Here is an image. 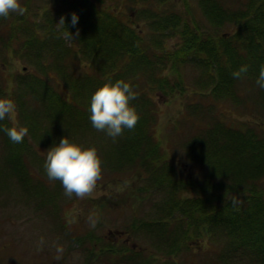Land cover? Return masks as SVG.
Returning a JSON list of instances; mask_svg holds the SVG:
<instances>
[{"label":"rangeland","instance_id":"1","mask_svg":"<svg viewBox=\"0 0 264 264\" xmlns=\"http://www.w3.org/2000/svg\"><path fill=\"white\" fill-rule=\"evenodd\" d=\"M73 1L22 0L24 14L0 16V95L14 96L17 126L28 127L23 170L13 167V163L17 166L16 157L10 159L14 141L0 130V264H259L255 249L237 247V234L225 232L208 218L212 205L242 198L245 192L239 191H246L249 182L242 185L237 172L233 175L219 167L218 162H224L221 157L222 161L209 160L199 139V133H207V128L221 121L223 127L252 133L257 145L264 144V88L248 72L226 84L234 95L216 94L214 81L220 75L214 65L234 60L227 56L223 61L208 52L211 46L225 49L231 44L240 54L235 60L243 56L244 62L257 64L251 45L244 47L234 40L243 29L240 23L248 25L242 12L252 13L250 4L256 0H94L99 8L121 14V20L141 34L145 53L149 47L156 52L154 67L128 66L124 79L138 93L130 102L137 103L149 136L138 148L141 155L132 160L118 153L128 141L125 130L114 138L88 119L90 90L77 97L79 107L75 108L82 117L76 119L73 108L65 119H56L32 89L36 76L72 96L70 83L50 56L52 38L42 41L39 37L51 26L48 21L62 23V15L73 9ZM215 3L223 10L219 21L208 13ZM160 14L172 17V23H165L167 19L163 21ZM180 14L205 49L198 45L196 54L187 55L189 61L174 68L157 53L180 47L185 31L181 30L185 23ZM254 14L249 23H256ZM173 23L180 24L175 29ZM13 25L14 33L10 30ZM33 33L36 36L29 41ZM10 38L11 45L7 44ZM76 56L78 64L61 63L65 70L74 68L76 76L87 70L101 78L103 73L94 67L97 60L92 62L87 53ZM210 59L215 60L212 67ZM163 77L167 78L164 83L160 82ZM64 135L99 150L103 173L96 194L68 196L59 180L48 178L44 167L47 148ZM258 180L250 181L264 190V178L261 184ZM233 184L237 193L225 190ZM177 202L182 209L191 208V215L176 209ZM68 210L77 217L72 223L67 222ZM148 221L154 230L147 229ZM109 230L123 231L124 236L111 235ZM110 235L116 240L114 246Z\"/></svg>","mask_w":264,"mask_h":264},{"label":"trees","instance_id":"2","mask_svg":"<svg viewBox=\"0 0 264 264\" xmlns=\"http://www.w3.org/2000/svg\"><path fill=\"white\" fill-rule=\"evenodd\" d=\"M80 1L84 2V4L79 5ZM71 4L73 7V9H71L72 11L70 10L69 13L66 12L62 15L66 23L64 21L60 23L56 19L54 21H48V23H50L48 25L51 26L44 31L39 38L42 39V41L52 38V40H50L52 43L50 56L59 63L57 70L70 83L72 96L68 91L60 93L58 89H55L40 77L35 76L31 83L36 98L39 101L42 100L44 104L43 107H48L49 110L53 111V117L56 119H65L66 116L69 115L68 112L72 114L73 108L78 112V116L75 112V118H80L83 113H79L80 109L75 107H79L77 97L83 96V92L90 90L91 96V93L96 90L95 88H98L109 80L115 81L117 79L128 78L126 76L128 66L130 68H135L138 65H152L151 67H154V62H156L154 58L156 52L152 47H149L148 51L145 53L143 45H141V34L136 29H132V26L126 23L125 20L122 21L121 14L113 10L109 11L105 8H99L94 0H75ZM187 6L189 8L190 5L187 4ZM250 8L253 10L252 13L250 11L242 12V16L245 17L244 20L248 22V25L243 24V22L240 23L243 29H240V31L235 34L234 40L237 42L241 41L244 47L246 45H251L252 54L258 56L256 59L257 64L252 61L250 64L246 63L247 61L244 62L243 56H238L239 58L235 60L234 58L240 54H237L238 47L231 44L226 45V47L224 46L225 49H220L217 45L208 48L210 49L208 52H210L211 56L223 61H227V56H231L234 60L230 64L216 63L214 65L215 68H217L218 75L221 76H219L218 79L214 78L213 89L216 94H235V92L232 91V87L226 86V84L238 78L234 77L232 72L241 65H247L248 68L246 73H253L252 75L256 77L259 74L260 66L264 65V0L254 1L250 4ZM221 9L222 7H219L215 3L212 5V11H208V13L215 14L217 16V19H215L219 21V19L221 20L223 17V15L220 14V12L223 11ZM74 12L78 14L79 20L78 23L73 25L71 23V17ZM253 13H255L256 23H249L248 20L253 17ZM159 17L161 19L163 18V21L167 19L165 22L167 24L172 23V17L169 18L166 14H160ZM177 20L180 21V18H177ZM181 20L185 23L184 28L181 30L185 31L184 38H181L180 47L175 50L169 49L164 53H157V57H159L160 60L164 59L166 63H171V66L174 68H177L178 64L183 65L185 62L189 61L190 59L188 58V60L186 58L187 55L191 53L196 54L195 50L198 45L205 49L196 37L199 35H196L197 32L190 29L183 15H181ZM54 22H56V24ZM173 25L175 29L178 28V25L175 23H173ZM10 30L14 33V25ZM35 36L36 33H33L29 41ZM66 39H68L69 42ZM109 39H111V42L107 43ZM11 42V38L7 40V44ZM78 53H83L85 55L87 53L92 62L97 60L96 63L94 62V67L101 70V73H103L101 78L96 79V76H92V73L87 70L78 73L76 76L74 68L70 70L64 69V66L61 64L64 61H73L78 64L76 61V59L79 58L76 56ZM240 57H242V59ZM153 59L155 60L153 61ZM250 59L252 60L253 58ZM214 61V59L209 60V65L211 67ZM95 64L97 66H95ZM255 65L256 67H254ZM166 79V77H163L160 82L164 83ZM74 99H76V102H73ZM130 103L135 107L137 106L136 102ZM73 117L74 116H72V118ZM143 119L144 117L139 116L134 128H124L128 136V141L125 142L126 145L122 144V148L118 151V153L122 154V157L132 160L141 155L138 148L149 139L145 131ZM141 122L143 123L141 124ZM220 122L214 125V128H207V133H199L200 138L197 136L196 138H199L202 144L205 145V148H203L204 153L209 160L214 161L216 158H218V160L222 159L224 162H218L219 167L223 166L222 168L227 173L233 175H236L235 173L237 172L239 174V181L242 185H247V183H249L244 189L246 191H239L245 192L242 198L236 197L231 201L225 200L221 206L212 205L210 208L212 213L208 215V218L211 221L213 220L218 226L224 227L225 232L236 233L237 237L240 238L237 247L242 245L250 249H255L257 253L254 255L258 263L264 264V190L253 184L255 182L257 183V181H253L258 179V183L261 184V180L264 178L261 177L264 176V144L257 145L253 138H251L252 133H249L250 135L248 134V136L244 132H241L242 130L238 131L233 126H227L225 128ZM2 126L10 127L12 125L3 120L0 121V130L4 131ZM5 134L7 135L6 132ZM7 137L9 136L7 135ZM221 140H224V142H221ZM26 143L27 141L25 142L24 139L20 142H13L15 146L13 147V153L10 159L12 160V158L16 157L17 166L13 163V167L16 169H24L21 158L22 156L24 157ZM220 143L223 144L219 145ZM153 144H156V142ZM19 156L21 157L19 158ZM36 186L39 187L40 185L36 184ZM222 187L224 188V186ZM232 187H234V184L233 186L229 185L225 190L230 188L234 189L235 193H237L236 191L238 190ZM177 204L176 209H181L185 215H191V208L182 209V205L178 202ZM145 224L153 228L151 223ZM186 231L189 230L187 229Z\"/></svg>","mask_w":264,"mask_h":264},{"label":"clouds","instance_id":"3","mask_svg":"<svg viewBox=\"0 0 264 264\" xmlns=\"http://www.w3.org/2000/svg\"><path fill=\"white\" fill-rule=\"evenodd\" d=\"M11 12L24 14L26 8L22 0H0V16H8ZM79 16L73 13L71 23H78ZM65 22V20L63 19ZM66 23V22H65ZM247 65H241L232 72L234 77H240L247 72ZM256 84L264 88V65L260 66ZM138 93L130 81L117 79L107 81L99 86L91 95L89 119L93 127L104 130L112 137L119 136L124 128H134L139 115L136 107L130 103ZM18 108L13 95H0V121L7 118L12 126H2L9 138L20 142L28 132L26 127L17 126ZM44 167L50 180H59L66 195L73 193L79 198L96 194L98 181L103 173V159L95 145H85L64 135L58 142L47 148ZM67 222H74L77 217L72 210L65 213ZM94 214L89 219L95 223ZM43 241V237L41 238Z\"/></svg>","mask_w":264,"mask_h":264},{"label":"flooded vegetation","instance_id":"4","mask_svg":"<svg viewBox=\"0 0 264 264\" xmlns=\"http://www.w3.org/2000/svg\"><path fill=\"white\" fill-rule=\"evenodd\" d=\"M120 235L119 236H123L124 234L123 233H119ZM127 240V239H126ZM114 242H116V241H114Z\"/></svg>","mask_w":264,"mask_h":264}]
</instances>
